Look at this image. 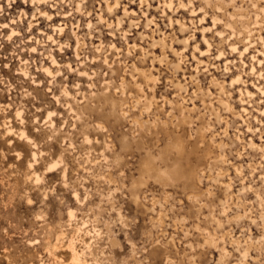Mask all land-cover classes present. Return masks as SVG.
<instances>
[{
    "label": "rangeland",
    "instance_id": "374dc122",
    "mask_svg": "<svg viewBox=\"0 0 264 264\" xmlns=\"http://www.w3.org/2000/svg\"><path fill=\"white\" fill-rule=\"evenodd\" d=\"M0 31V264H264V0H0Z\"/></svg>",
    "mask_w": 264,
    "mask_h": 264
},
{
    "label": "bare ground",
    "instance_id": "6f19581e",
    "mask_svg": "<svg viewBox=\"0 0 264 264\" xmlns=\"http://www.w3.org/2000/svg\"><path fill=\"white\" fill-rule=\"evenodd\" d=\"M38 3V2H37ZM116 3V2H115ZM113 3V4H115ZM171 4V2H170ZM169 4V5H170ZM117 5V3H116ZM113 6V5H112ZM78 7V6H77ZM111 7V6H110ZM115 7V6H114ZM108 8V7H107ZM79 9V8H78ZM112 10V9H111ZM125 10V8H124ZM39 11V10H38ZM87 11V10H86ZM124 12V11H123ZM44 14H46L44 12ZM49 16V14H48ZM36 17V16H35ZM101 17V16H98V18ZM20 18V17H19ZM18 18V19H19ZM89 21V20H88ZM78 22V21H77ZM3 23V22H2ZM13 23V22H12ZM111 24V22H109ZM6 24V23H5ZM32 24V23H31ZM30 25V24H29ZM2 26V25H1ZM65 26V25H64ZM6 26L3 25V28H5ZM59 27V26H58ZM57 27V28H58ZM41 31V30H40ZM59 31H60V28H59ZM1 32V31H0ZM42 32V31H41ZM18 35V30H16V28L14 27H9V32L7 34V38L9 39V37L11 38H15L16 36ZM59 43V42H58ZM233 46V45H232ZM33 47V46H32ZM31 47V49L33 50V48ZM219 54H220V51H219ZM52 59V58H51ZM50 59V61H51ZM52 63V62H51ZM57 64V63H56ZM55 64V65H56ZM46 66V65H45ZM48 68V67H47ZM44 70V69H43ZM18 71H19V74H22V75H27L26 74V65H23L21 64L19 67H18ZM50 71V69H49ZM51 79V78H50ZM50 82V81H49ZM64 87V85H63ZM63 91V90H62ZM69 94V93H67ZM71 95V94H70ZM55 98V97H54ZM57 99V98H56ZM7 104V103H6ZM67 104V103H66ZM10 106L9 104H7V107ZM21 115V110L19 108L16 109V116L18 118V116ZM8 117V116H7ZM47 119L46 122H48L50 125H53L55 120L56 119H49V112L48 114L46 115L45 117ZM20 119V118H19ZM22 119V118H21ZM9 121V119H7ZM4 122V120H3ZM2 123V122H1ZM47 123V124H48ZM6 124V122H4L2 125ZM21 124V123H20ZM5 132V133H4ZM4 135L8 136V135H12V137H18V138H21V139H25L27 142L31 141V144L29 145L30 147L32 146V152H30L31 154V159L30 161H28L29 163V167L31 168V174L29 175L31 177V179H33L36 183L39 182V180L42 181V176H43V173L44 172H50L48 171L49 168H52L53 165H57L58 164V160L57 161H54L53 163H48V165H46L44 168V170H41L42 169V166L44 165L43 163L45 162V160L47 159L46 156H43L41 155L40 151L42 150L39 146H38V143H37V135L38 134H34L30 128L27 126V125H24L22 124L20 127L18 128H14L13 126H8L5 128L4 130ZM87 137V136H86ZM86 139V138H85ZM9 142H10V139L8 138ZM89 141V140H88ZM15 145H19L20 143L15 139ZM23 144V143H22ZM27 146V145H26ZM30 150V151H31ZM43 151V150H42ZM17 152V151H16ZM18 154V153H17ZM49 155V154H48ZM18 156V155H17ZM58 157H61L60 155ZM60 158H59V162H60ZM65 167V165H64ZM63 167V175L64 176V172H65V169ZM54 170V169H53ZM64 178V177H63ZM77 191V190H76ZM76 194V193H75ZM76 197V196H75ZM78 197V196H77ZM69 215H72L71 212H69ZM89 247V245H87ZM67 250H68V253L71 257V261H72V264H86V260L83 259L81 257L83 251H81V249L77 248V246L74 244L73 241H68L67 243ZM71 263V262H70Z\"/></svg>",
    "mask_w": 264,
    "mask_h": 264
},
{
    "label": "snow or ice",
    "instance_id": "6c2138e0",
    "mask_svg": "<svg viewBox=\"0 0 264 264\" xmlns=\"http://www.w3.org/2000/svg\"><path fill=\"white\" fill-rule=\"evenodd\" d=\"M9 39H11V37H9ZM33 51H35V49H33ZM45 71L47 72V69H45ZM47 75L49 77L52 76L51 72H47ZM47 85V81L45 82V86ZM34 91L37 93V95H40L41 93V89L40 88H36L34 89ZM53 89H48V92L43 93V95L40 98L39 104L37 105L38 107H42L43 105H48L49 109H51L55 104L59 103L58 100H50L49 96L51 95V93L53 92ZM56 113L55 112H51L49 111V119H53L55 118ZM41 119H43V112H41ZM59 123V122H58ZM36 129H37V139L38 140H43L44 136L41 135L44 132V129L40 126V124H36ZM103 131H107V129H102ZM29 143H31V141H29ZM58 167V165H53L52 168H49L48 171H53L54 168ZM63 170V169H61ZM67 186V185H65ZM29 203H31V201H29ZM162 264V262H161Z\"/></svg>",
    "mask_w": 264,
    "mask_h": 264
}]
</instances>
